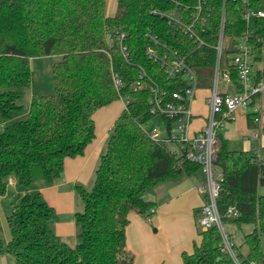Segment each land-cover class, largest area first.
<instances>
[{
	"label": "trees",
	"instance_id": "16d2710c",
	"mask_svg": "<svg viewBox=\"0 0 264 264\" xmlns=\"http://www.w3.org/2000/svg\"><path fill=\"white\" fill-rule=\"evenodd\" d=\"M117 13L106 15V0H0V116L9 119L19 112L18 104L31 85L32 58L59 55L53 66L55 91L52 96L34 97L28 118L0 131V194L13 177L23 190L39 180L54 185L63 175L66 159L84 155L96 138L94 114L101 108L125 100L127 106L116 120L107 151L96 172L92 192L78 187L84 202L76 215L80 226L75 247L62 242L50 228L55 209L41 193L25 194L9 219L11 240L7 253L16 264H133L127 250L126 231L131 213L145 219L156 208L147 194L165 181L177 180L200 171L196 164L179 165L146 128L151 114L150 87L134 91L143 69L162 91L186 87L182 79H169L160 63L146 55L147 47L160 53L165 46L177 51L196 72L198 88L209 89L217 60L214 45L225 16V37L243 36V2L257 7L260 0H207L210 9L207 46L170 26L154 11L167 12L176 4L166 0H117ZM193 7L194 0H177ZM259 36L264 22L259 21ZM125 33L127 59L115 33ZM113 34L109 39L108 35ZM149 34L156 37L157 46ZM257 38L253 37L252 42ZM262 62L257 79L264 77L262 44L254 48ZM236 53L231 47L228 54ZM114 75L122 85L117 89ZM236 82L237 74L232 73ZM251 127V115H247ZM217 166L223 173L217 206L224 222L238 227L252 225L244 237L247 253L235 246L238 264L264 263V161L252 151H234L219 137ZM234 207L238 218L228 216ZM202 243L184 264H237L222 250L217 227L201 231Z\"/></svg>",
	"mask_w": 264,
	"mask_h": 264
},
{
	"label": "built area",
	"instance_id": "2783aa9c",
	"mask_svg": "<svg viewBox=\"0 0 264 264\" xmlns=\"http://www.w3.org/2000/svg\"><path fill=\"white\" fill-rule=\"evenodd\" d=\"M166 1L176 4V8L167 12L154 11V13L165 18L170 26L182 31L194 40L198 48L207 46L204 38V35L208 33L206 26L209 24L210 18L207 0H194L193 7H183L177 0ZM242 10L246 29L240 38L225 37L226 19L223 16L217 41L214 45L217 60L212 76V86L209 89L198 88L196 72L187 64L184 57L166 46L164 53H160L154 47H147L146 55L152 61L160 63L161 69L164 70L169 79L180 78L186 87L172 93L162 91L143 69L139 75L140 81L133 85L135 92L150 87V112L153 116L158 115L162 118L163 130L148 129L150 137L155 142L164 145L168 152L178 160L179 165L183 162L196 164L200 167V171L206 175L207 183L202 188L203 194H205L204 204L198 213L201 231L206 232L217 227L222 237V250L229 254L237 264L236 244L232 239L233 237L226 232L223 218L217 206V199L222 191L223 173L216 161L219 137L222 136L219 130L226 122L235 119V111L239 108L249 109L247 115H251V127H249L248 121L247 125L253 133L251 138L245 137V141L248 143L251 140L258 142L257 146L248 151L255 154L257 161H264V145H261V139L264 137V77L257 79V71L262 68V62L256 60L254 52L257 43L262 44L264 51V27L263 34L259 36L257 33L259 30L257 23L259 21L264 22V0H260L257 7L244 1ZM115 36L127 59V47L123 44L126 37L125 33L116 32ZM149 36L155 45L162 46L155 36L151 34ZM113 37V34L108 35L109 39ZM253 37L257 38L256 42H252ZM226 40L228 41L227 45H225ZM231 47L236 50V53L228 54ZM224 54L226 56L225 64H223ZM233 71L237 74L236 82L232 78ZM114 82L117 89L122 85L121 79L117 75H114ZM220 82L230 84L234 88L232 93L229 91L220 92L218 90ZM200 91L207 92L208 114L203 125L192 132V126L196 119L193 103ZM122 101L126 107L128 101ZM148 126L149 124H147ZM12 182L13 177L8 178V184H12ZM156 211V208L150 211L147 217L148 221L151 220ZM228 216L238 218L239 212L231 207L228 209Z\"/></svg>",
	"mask_w": 264,
	"mask_h": 264
},
{
	"label": "crops",
	"instance_id": "0c3cea01",
	"mask_svg": "<svg viewBox=\"0 0 264 264\" xmlns=\"http://www.w3.org/2000/svg\"><path fill=\"white\" fill-rule=\"evenodd\" d=\"M197 101L198 98L193 103L196 119L192 132L203 125L206 117L195 112L194 104ZM124 109L125 103L116 101L94 114L95 140L87 146L84 155L66 159L63 175L54 185L39 180L28 190H21L22 196L41 193L55 211L59 213L63 210L70 215L69 218L54 220L50 224L52 231L67 245H72L70 241L73 244H78L79 241V225L71 216L81 200L77 188L92 190L96 172L107 151L110 134ZM246 143L250 149L255 147ZM263 144L262 138L261 145ZM199 172L156 186L147 199L154 202L157 209L150 221L137 213H131L126 244L127 250L134 256L133 264H184V256H192L196 247L201 245L197 217L204 204L205 194L202 188L206 184ZM12 184L17 185L15 178ZM231 235L234 237L232 232Z\"/></svg>",
	"mask_w": 264,
	"mask_h": 264
},
{
	"label": "rangeland",
	"instance_id": "374dc122",
	"mask_svg": "<svg viewBox=\"0 0 264 264\" xmlns=\"http://www.w3.org/2000/svg\"><path fill=\"white\" fill-rule=\"evenodd\" d=\"M117 0H106V15L108 17H114L117 13ZM228 41H225V45H227ZM61 60V56L54 55L48 57H41V58H32L30 61L31 67V85L24 91L23 96L19 100L18 104L22 107L19 112H15L11 114L9 119H4L0 116V131L4 129V127L11 125L15 122L24 121L28 118L30 106L32 99L34 97H42V96H52L55 91L54 85V73H53V66ZM226 62V56H223V64ZM257 66V65H256ZM233 87L230 84H226L224 82H220L218 84V90L222 91H229L232 93ZM208 95L206 92L200 91L197 94L198 101L194 104L195 112L199 113L201 117H205L208 114V107L206 105V97ZM120 104L122 101L119 100ZM124 103V102H123ZM250 110L249 109H242L239 108L235 111L234 120L231 122H226L225 125L220 128V134L224 136L228 140V147L230 150L234 151H248L251 150L250 146L245 142V137L252 136V129H250L247 125L246 116ZM11 119V120H10ZM149 126L147 129L151 130L152 128H157L159 130H163L162 127V118L161 116H154L153 119L148 123ZM111 135V134H110ZM252 146H257L258 142L251 140ZM264 143V137H263ZM264 145V144H263ZM248 148V149H247ZM264 152V150H263ZM202 176L203 181L205 184L207 183L206 175L200 171L199 172ZM95 185V184H94ZM94 188V186H93ZM92 188V190H93ZM22 189L18 185L8 184L6 188V192L4 194H0V242L7 249L10 240H11V231L9 227V219L12 216L14 210L19 206L21 198H22ZM85 190H87L85 188ZM92 190L88 192H92ZM207 191V190H206ZM260 193H264L263 189L259 190ZM151 194H147L146 198L149 199ZM81 198V197H80ZM76 211L72 213V218L75 219L77 222L76 215L78 213H82L84 211L85 205L84 202L79 200L77 204ZM57 212V211H56ZM154 216V215H153ZM70 215L63 210L57 212V219H65L69 218ZM57 222V221H55ZM78 224V223H76ZM197 227L199 233L201 232L200 224L198 222L197 217ZM224 227L227 233L231 235L233 233L234 237L232 238L237 247L240 248V252L242 254L247 253V247L244 245V237L246 234L250 233L253 230L252 225H242L238 227L230 222H224ZM80 231V226L78 227ZM80 234V232H79ZM232 236V235H231ZM79 240V237H78ZM70 247H75L77 244H73ZM0 264H16L13 257L4 253L0 255Z\"/></svg>",
	"mask_w": 264,
	"mask_h": 264
}]
</instances>
